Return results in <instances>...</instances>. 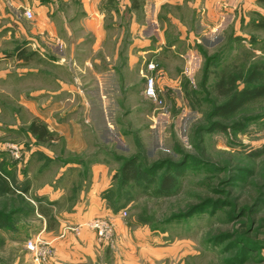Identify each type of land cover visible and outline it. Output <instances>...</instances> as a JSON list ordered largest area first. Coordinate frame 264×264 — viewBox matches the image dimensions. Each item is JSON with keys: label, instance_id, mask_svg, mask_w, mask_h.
I'll list each match as a JSON object with an SVG mask.
<instances>
[{"label": "rangeland", "instance_id": "rangeland-1", "mask_svg": "<svg viewBox=\"0 0 264 264\" xmlns=\"http://www.w3.org/2000/svg\"><path fill=\"white\" fill-rule=\"evenodd\" d=\"M213 9L209 15H195L170 4L162 7L166 42L176 45L162 62V80L175 81L181 91L162 98L158 93L162 105L147 100L150 115L160 112L155 105L164 114L155 130L146 128L144 116L127 122L126 109L119 113L122 106L114 105L118 114L112 117L120 130L133 131L128 144L116 143L119 151L115 143L100 151L111 164L120 168L116 157L139 154L146 165L163 160L182 164L177 187L166 195L156 193L157 183H129L121 189L118 219L128 235L115 237L114 225L107 220L113 234L108 239L117 238L113 246L120 261L127 249L134 253V264H264V97L222 119L213 114L223 99L212 87L220 78L245 75L254 67L264 79V28L259 25L264 5L257 0H224L215 2ZM15 14L14 21L0 16V172L13 189L0 197V213L8 220L0 227V264H35L26 244L40 230L53 227L51 204H39L33 190L54 181L36 177L38 149L51 146L54 134L40 143L28 132L34 119L45 125L47 98L24 96L30 89L23 91L21 80L32 68L46 70L41 57L46 43L44 35L38 40L30 36V21ZM167 14L182 23V39L176 25L164 20ZM12 21L22 27V35ZM5 71L11 76L6 81ZM44 77L38 80L40 86ZM143 88L144 79L135 75L130 102L141 99ZM34 100L40 105L32 110ZM214 124L223 130L212 129ZM113 180L120 184L118 178ZM31 187L33 192H24Z\"/></svg>", "mask_w": 264, "mask_h": 264}, {"label": "crops", "instance_id": "crops-1", "mask_svg": "<svg viewBox=\"0 0 264 264\" xmlns=\"http://www.w3.org/2000/svg\"><path fill=\"white\" fill-rule=\"evenodd\" d=\"M222 1L0 0V16L14 21V13L22 14L24 21H30L28 34L37 40L44 35L46 43L45 56H41L46 64V70H42L45 73L32 68L21 80L22 90L30 89L24 96L47 98L42 125L49 134H54L51 146L38 149L36 171L40 182L45 176L54 177L53 184L26 190H34L39 204H51L48 207L53 209V227L39 231L50 243L53 257L41 264H134V253L127 249L123 250L122 260L117 259L113 246L118 245L117 238L114 242L112 237L100 239L84 225L103 218L114 225L115 237L128 235L114 208L117 197L112 195L118 190L113 177L119 167L100 152L107 147L112 149V143L116 145L115 152L119 151L118 142L128 144V137H132L133 130L122 132L121 125L113 120V112L118 114L114 105L122 106L119 113L126 109L127 122L134 121L135 116H144L146 128L155 130L164 115L162 108L154 104V110L160 112L150 115L147 100L153 102L145 97L144 88L139 91L141 99L137 103L130 102L129 89L135 75L144 79L151 74L160 98L181 91L175 81L162 80V62L169 51L176 49L175 44L166 42L163 5L182 7L195 15L206 11L209 15L214 12L215 2ZM24 10L30 11L31 19L23 15ZM164 20L176 25L182 39V23L171 14ZM13 23L21 34L22 27L16 21ZM149 62L156 64V71L147 70ZM8 74L5 71V81L11 77ZM43 74L45 84L40 86L38 80ZM35 100L29 105L32 110L40 105ZM121 158L124 157L118 156L114 161L121 162Z\"/></svg>", "mask_w": 264, "mask_h": 264}, {"label": "trees", "instance_id": "trees-1", "mask_svg": "<svg viewBox=\"0 0 264 264\" xmlns=\"http://www.w3.org/2000/svg\"><path fill=\"white\" fill-rule=\"evenodd\" d=\"M257 2L264 5V0H257ZM259 25L264 28V17L259 22ZM238 84H242L243 87L239 89ZM212 87L216 95L223 99L221 104L214 107L213 114L215 117L222 119H229L247 103L264 97V79L262 73L257 71V67H254L245 75L234 76L229 74L225 78H220ZM212 129L223 130L219 124H214ZM28 132L40 143L51 139L46 127L36 119L29 124ZM141 157V154H139L121 159V166L113 177V179L118 178L120 182L117 185L118 190L115 192L118 203L114 206L115 210L119 209L120 200L118 194L129 183L134 185L144 184L146 187L157 183L156 193L160 195H166L177 187V179L182 175L180 171L181 163L163 160L146 165L141 162ZM163 166L166 168L156 178L155 175L161 171ZM12 193V187L6 177L0 172V197ZM7 221V217L0 213V227L4 226Z\"/></svg>", "mask_w": 264, "mask_h": 264}, {"label": "built area", "instance_id": "built-area-1", "mask_svg": "<svg viewBox=\"0 0 264 264\" xmlns=\"http://www.w3.org/2000/svg\"><path fill=\"white\" fill-rule=\"evenodd\" d=\"M24 16L27 19H31L32 15L30 12H25ZM149 72H154L157 69L156 64L149 62L146 66ZM158 89L156 88V82L153 75L144 76V95L146 98L152 100L153 102L162 105V101L158 99ZM86 227L93 230L97 237L103 240L108 239L112 234L111 224L102 218H96L92 221L84 224ZM27 250L31 253L35 264H41L48 257L53 254L52 247L49 242L45 241L41 234L38 233L36 236L31 238L26 244Z\"/></svg>", "mask_w": 264, "mask_h": 264}]
</instances>
